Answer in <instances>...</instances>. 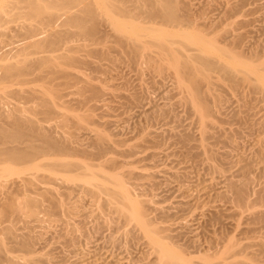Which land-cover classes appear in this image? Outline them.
Here are the masks:
<instances>
[{
  "label": "rangeland",
  "instance_id": "374dc122",
  "mask_svg": "<svg viewBox=\"0 0 264 264\" xmlns=\"http://www.w3.org/2000/svg\"><path fill=\"white\" fill-rule=\"evenodd\" d=\"M145 3L141 4L146 6ZM179 4L181 13L191 14L192 23L185 21L187 26L181 28L166 26L158 20L145 25L176 33L200 30L209 39H218L220 46L241 53L252 64H257L255 59L261 55L264 57V0H180ZM13 5L4 8V3L0 4V15L4 17L0 21V45L29 23L22 14L24 9ZM94 7L101 13L99 35L96 34L99 38L73 37L61 45L66 49L70 46L72 51L60 47L62 53L58 50V54L54 53L63 55L69 51V56L77 59L76 67L68 68L70 81L63 82L62 77L54 81L57 93L52 96L59 106L55 108L56 114L38 116L41 107L34 101L24 103L23 99L11 98L14 92L24 93V87L27 92L30 88L48 86L45 80L35 78L41 74L39 70L36 75L30 74L31 79L26 77L33 81L30 84L23 79L22 84L19 80L13 86L9 83L11 95L7 93L9 85L2 88L0 84L1 99L6 91V96L9 94V98L4 97L7 104L0 103L4 104L1 108L11 111L19 105L24 110L22 115L40 120L46 132L70 139L75 153L67 155L69 160L64 158L77 165L61 167L52 177L48 167L43 166L35 170L38 174L32 179L36 181L32 182L33 187L22 178L31 174L11 172L7 178V175L1 178L0 203L8 202L12 194V198L18 199L16 202H26L27 198L38 201L35 211L25 208L27 211L6 213L4 204H0V239L5 248L19 258L20 264H161L145 230L111 203L105 189L114 185L108 182L107 187V183H102L109 173L121 174L119 177L131 197L145 206V217L152 223L149 224L152 228L149 227L157 230L171 249L186 250L183 254L193 264H264V86L247 82L236 69L231 75L219 69L210 71V81H200V89L207 94L204 97L211 107L204 119L189 100L190 85L183 86L178 80L177 71L170 64L171 57L160 54L161 50L152 44L136 56L131 54L119 42V30L103 2L97 0ZM119 18L130 22L125 17ZM176 38L182 54L202 53L196 45L184 43L181 36ZM19 44L18 41V46L13 47H20ZM6 48L5 51L9 50ZM207 52L205 55L211 56ZM15 54L14 60L18 57ZM10 55L8 58H12ZM8 58V62L13 60ZM225 60L221 61L228 65L230 60ZM99 134L104 136V151L97 142ZM50 160L44 158L41 162ZM78 162L81 166L93 165L97 174L96 177L93 173L95 183L87 182V171ZM7 167H11L9 163L0 165L1 169ZM68 175L76 178L68 179ZM100 184L106 188L100 189ZM239 192L246 195L242 200L238 199ZM7 227L10 234L5 233ZM13 231L21 240L29 236L31 248L22 250L18 245L20 239L17 242L12 237ZM3 257L0 264H7Z\"/></svg>",
  "mask_w": 264,
  "mask_h": 264
},
{
  "label": "bare ground",
  "instance_id": "6f19581e",
  "mask_svg": "<svg viewBox=\"0 0 264 264\" xmlns=\"http://www.w3.org/2000/svg\"><path fill=\"white\" fill-rule=\"evenodd\" d=\"M96 1L97 0H0V4L4 3V6H3L4 8H6L5 6H10L11 3H13L14 4L13 6L15 8L24 9V12L22 14H23V16L27 17V19L29 20V23L24 24L22 27L18 26L20 29H18L15 32L16 33L15 35L9 36L12 39L7 37L9 39V41L11 40L10 42L8 41V39L6 40L5 39L6 37H5L4 38L5 42L3 41L4 42L3 44H5V46H3L2 43H1L2 45H0V51H1L2 47L4 49L7 46H11L10 49H9V47L6 48L9 50L5 51V49H4L2 51L3 53L0 54V62H2V60H3V62L5 61V63L2 62V64L0 65V84H1L2 88H3V86L4 87L8 86L9 83H11V85L13 86V84L16 81H18V80L20 81L21 79H23L25 81L27 80L28 83H29V81L33 82L31 80H28V79H31L32 75H36L37 74L36 71H38V70H39L38 73L41 72V74H39V75L37 74L39 77H37V75H36L35 78H40L41 80H45L49 84L48 86H46L45 84H44L45 86L42 85L44 88H41V87H40V89L37 88L38 90L35 88H30L32 90L31 91L27 90V92H25L26 89H24L25 88L24 87L22 89V91L24 93H21V92L15 93L14 92V94H12V92H11V94L13 96L9 92V91H11V89H9V88H11V85H9L8 86L9 90H7V87H6V89L4 88L3 92L1 93L2 97L4 96L3 95L4 91L7 90L8 92L7 91L6 92L9 93L11 95V98L13 97L14 100L16 99L14 97H17V100L23 99L22 102H24V100L28 103L34 101L38 106H40L41 110L39 111L40 115L37 114L38 116H41L44 114H46L48 116L50 114L55 113V108L59 107V106H57L56 101L54 100L55 96H52L53 93H54V95H55V93H57V92H55L57 90L54 87V81L56 80V82H57L58 81L57 78H59V77L60 78L62 77L61 80L63 82L65 80H66L65 82H67V80L70 81L72 78H71V75L69 76V74H71V73L68 71V68L73 67L77 62V61H75V60H77L75 57L69 56V51L70 50L72 51V48L69 50L70 46L68 49H66L65 45H64V47H62L61 45H63L65 42H67L68 40H70L73 37L85 38V39L92 38L95 40L94 37H96V34L99 35V33H97V32L99 30L98 27H100L99 24H101V13L99 12L97 7H94L96 4ZM98 1H100V0H98ZM101 1L103 2V6L106 8L107 12L110 13V14L109 13L108 14L110 15V18H112V20L114 21V24L117 27L116 30H119L118 31L119 32L118 33L119 42L122 45L126 46L131 54L135 55L139 52L141 53L145 49L147 50L149 48L148 45L152 44V46H157L161 50L160 54H162L163 56L169 55L171 57L170 58L171 59L170 64L177 71L178 80L180 81L181 84L183 83L182 84L183 86L186 85L185 83H188L190 85L189 88L191 87V90H189V91H191V92L189 94L190 95L189 100L191 99L192 104H194L200 110L201 115L204 119H205V117H207L208 113H210L209 110H211L210 109L211 107L209 106V103H208L209 99L205 100V97H204L205 94H203V92H205V91L203 90V92H202V90L200 89V81L201 80L202 81L203 80L204 81L205 80L210 81V71L212 72L213 70L215 71L216 69L218 71V69H219L221 71H224L226 74L227 73L230 74V72L235 71L233 69H236L237 71H241L244 74V75H242V77L246 81L247 80H250L249 82L253 81L254 85H256L258 87L264 86V73L262 72L264 70V57L262 55L261 56L259 55L260 57L255 59L256 61L253 60V58H252L251 60L257 62V64H255V63L252 64L251 61L247 62L246 60H244L243 59L244 57H242L241 53L239 54L235 51L232 52L230 49L224 48V47H222V45L220 46V44H218L216 42L218 39L217 40L209 39L208 38L209 36L206 37L205 33L203 34V32L200 30L197 32L194 31L195 33H192V32L190 33V31L188 33L187 32L182 33L181 31H180L181 33L180 32L176 33V32L169 31L170 29L169 30H165L164 28L159 29L158 27H155V26L154 27L152 26L153 27L152 28L151 26H149L150 24L148 26L145 25V23L147 24V22L154 24V21H155L157 23L156 20H158L163 24L165 23L166 26L169 24L175 28H177V27L181 28L183 26H187V25H185V23H186L185 21L191 22V20H193V18L190 16L191 14L188 13L187 11H186V13L180 12V9L182 8V6L179 7V5H181V4H179L180 0L179 1H177V0H145V1H147V3H145L144 0H130L131 2L128 0V2L131 3L130 5L126 4L127 0H112L109 3H107L105 0H101ZM141 1L143 3H145L146 6L142 5ZM183 9H184V7H183ZM5 11L7 12V10H5ZM5 11L3 9V12H5ZM119 12L120 13L122 12V13L119 14ZM2 16L3 15H0V21H1V19H4V17H2ZM119 17H125L126 20L129 19L130 22L128 20H127L128 22L125 20H120ZM137 19H138V21H139V19H143V20L145 19V21L146 20L147 21L143 22V20H141L142 22L139 21L140 22L139 23L136 21ZM135 22H137V23H135ZM190 22H188V24H190ZM156 23H155V25H156ZM73 28H74V30H73ZM178 31H179V29H178ZM176 36H181L183 42L186 44L196 45L198 47V50L202 51V53L198 52V54L197 53L195 55L193 54V56L190 53H188L190 55L182 54L179 50L180 47H177V44L179 41L178 42L176 41V39H177ZM129 37L132 39L131 42H128L130 40ZM146 37H148L149 39L147 38V40H144V39H146ZM96 38H99V37L97 36ZM237 39H239V38L237 37ZM18 41L21 44V45L19 44L20 47L14 48V47H16V46L13 47L14 44H16L18 46ZM14 42H16V43H14ZM183 42H181V43H183ZM152 46H150V47H152ZM178 46H179V44H178ZM60 47L66 49V51L69 50L68 53L64 51L63 55H56V54H58V53H56V51L58 49H60ZM197 47H196V49H197ZM262 48H264V46H262ZM58 51L60 53H62L61 50H58ZM203 51H205V52L208 51L211 56H206L205 52L203 53ZM45 52H47L49 54H46ZM4 53H6L8 56L4 55L5 56L4 57L3 56ZM9 53H11L10 57L15 53L18 54V57L15 56L16 57L15 60L13 59V56H12V58H8ZM41 53L42 54L44 53L46 55H44V54L39 55ZM54 53H56V54H54ZM32 55H36V56H32ZM261 57H263V58H261ZM7 58L9 60L10 59H13V60H10L8 62ZM224 59L227 60V61L225 60L226 62H228V60H230L229 61L230 65H229V63H228V65L227 64L225 65V63L223 62ZM221 60H223V61H221ZM76 65H75V67H76ZM33 72H35V73H33ZM30 74H32V75L30 76ZM229 74H227V75H229ZM249 74L251 76H249ZM252 74H254V75H252ZM72 76H74V75H72ZM253 76H255V79L253 78ZM26 77H28V79H26ZM66 77H68V78H66ZM229 77H234V76H229ZM35 78L32 80H35ZM63 78H64V80H63ZM37 81H39V80L37 79ZM20 82H21L20 84H22L24 81H20ZM235 82H237V81L235 80ZM238 82H241V80H239ZM18 85H19V83H18ZM19 86H21V85H19ZM27 87H28V85H27ZM2 88H0V92L2 91L1 90ZM53 89H54V92H53ZM16 91H19V89H16ZM6 92H5L4 97L9 98L8 97L9 94L6 96V94H7ZM4 97H3V99H5ZM0 99H1V96H0ZM3 99H1L0 103L4 102L6 105L7 99H5V100H3ZM35 103H32V104H35ZM3 105L4 104H2V106H0V165H3L5 163H9V166H11V167H9V168L7 167L6 169L0 168V180L2 177L6 176V175H7L6 176V178H7L8 174H11V172H15L16 174H23V175L31 174L29 176H23L22 178H23V181L25 182V184H30V187H33V186H31V184L34 185V183H32L34 180H32V179H34L33 177H35L38 174L35 172V170L39 171L40 169H42L41 167H43V166H45L46 168L48 167L47 169H49V171L52 172V173H50L51 177H52L53 173L54 174L56 172L58 173V171H59L58 169H60L61 167L73 168V166H75V167L77 166L74 164L75 162L74 163L68 162L69 158L67 157V155L68 154L72 155V152L75 151L74 148L72 147L73 144L71 143L72 145H70V141H69L70 139L69 140H67V139L63 140V139L58 138V137H57L58 138L57 139L56 136H54L52 133L49 134V132L45 131V129H44L45 127L40 124V120H34V118L24 117V115H22L24 113V110H21L23 108L20 107L21 108L20 109L19 105H18V107L16 106V108H13L12 109L13 111L12 110L6 111L5 109H2L1 107H3ZM26 109H29V108L27 107ZM28 112H30V111H28ZM37 113H38V111H37ZM64 115H66V114H64ZM61 118H63V117H61ZM41 119H42V117H41ZM65 122H67V121H65ZM98 137H99L98 138L99 141L97 140V142H99L102 145V143H103L102 141L104 140V136L99 134ZM100 144L99 145L97 144V145L100 146ZM100 147H101V150H103V148H102L103 145ZM100 152H102V151H100ZM64 156H66V159L68 158L67 161H65L66 159L64 158ZM52 157H54V158H52ZM44 158L45 159L49 158L51 160L53 159L54 161L50 160L49 163H46V162L43 163L41 161L44 160ZM77 164H80V162H78ZM81 164L78 166H81ZM6 166H8V164ZM14 166L15 167L18 166V168L15 169ZM87 166L88 165L81 166V168L84 167L83 169L85 171H87L86 172L87 175L85 174L86 175L85 177H86L87 182H90V184H91V182L92 181L94 182V180L96 179L95 175L93 174V173L96 174V172L94 171L95 169H93L94 168L93 165L92 166L89 165L88 167ZM19 167H21V168L19 169ZM63 170H65V169H63ZM72 171H74V170H72ZM85 171H83V172H85ZM163 171H164V169H163ZM128 172H130V171H128ZM69 173H67V174H69ZM80 174H77V175H80ZM72 175H75V174H72ZM119 175H121V174H119ZM119 175H117V174L109 175V173L107 174L106 177L104 175L103 178L105 177V179L102 180V183L104 181L105 183H107V184H105L107 186L108 182H112L113 183L112 185H114V186L111 189L110 188L107 189L106 187H103V184H100V185H102V186H100V189L106 188L105 190L107 191V194H109V196H110L109 199H111V203L113 202L116 204V207L118 206V208H116V209L120 213H123V214L126 213V215L128 214V216L130 218H132L133 220L135 219L137 221V223H139L141 228L145 230V233L148 234L147 236L149 237L152 246H155L157 253H159L158 255H160V257H159L160 263L162 264V262H163L164 264H193L191 261H189L184 256L185 253L183 254V252L186 250L177 251L176 249H173L174 247H172V249H171V247H169L168 243L164 242L163 239L160 238V235H159L160 233L158 234L157 230H156L157 231L156 232L155 229H151L152 227L150 225L152 223L149 222V220H151V219H148V221H147V219L145 217V215H146L145 214L146 209H144L145 206L143 204H141L140 201L135 200L131 197L132 194L130 195V190H128L127 185L125 186L123 184L122 179L119 177ZM141 175H143V173ZM40 176L42 177V175H40ZM55 176L57 177L58 175H55ZM43 177L46 179L45 175ZM96 177H97V174H96ZM74 178H76V176L75 177L69 176L68 179H74ZM39 179H40V177H39ZM51 179H54V177ZM77 179H78V177H77ZM82 179H83V177H82ZM152 179H153V177H152ZM34 182H36V181H34ZM94 183H92V186ZM25 187H27V186H25ZM234 187H236V186H234ZM20 188H21V186H20ZM239 188H242V187H239ZM21 189L18 188V191L19 190L21 191ZM23 189H22V191H23ZM28 190H26V191H28ZM105 190H103V192ZM241 190L243 191V189H241ZM106 191H105V193H106ZM241 192H239V194H238L239 198L237 196V198L240 200L243 199V195H244V194L242 195ZM244 192H245V189H244ZM16 194H18L17 191H16ZM10 195H8V196L10 197ZM11 196L13 197V194ZM245 196L246 195H244V197ZM12 197H10V199L7 198L9 201L8 202L5 201L6 204H5V202L3 203L1 201L5 205V206L3 205V207H5V210L7 212L4 209H2V210H4L6 213H8V210H9V212H10V210H11V212H12V210L23 211V210H26L25 208H27L28 210L30 209L32 211H35V209L37 207V202H38L37 200L27 198L26 202L21 203V201L16 202V200H18V199L15 200ZM52 202H51V204H52ZM2 203H0V204H2ZM53 205H56V204H54V202H53ZM59 205H62V204H59ZM57 206H58V204H57ZM57 206H56V208L58 209ZM51 207H52V205H51ZM53 208H54V206H53ZM17 213H19V212H17ZM4 215H5V213H4ZM172 226H174V225H172ZM9 228H8V230L5 229L6 230L5 233L10 230ZM166 230H167V228H166ZM169 230H171V229H169ZM8 233L10 234V232H8ZM12 234H13L12 237L15 239L17 237H19L18 235L16 236V234H14V231ZM14 235L16 237H14ZM27 238H29V236H26V238L23 237L22 238L23 240H21V238H19L20 244H18V245L22 246V250L24 248H27V247L31 248V246H32V243ZM19 239L17 240V242L19 241ZM4 244L5 243L3 242V239H0V257L3 255L4 256L3 258L6 259L7 264H20V262L18 261L19 258L17 260L16 255L14 256V255L9 254L10 251L8 252L9 249L5 248ZM6 247H7V244H6ZM229 249H230V247L227 250H229ZM25 252H27V251H25ZM12 254H14V253H12ZM5 259H3V260H5ZM24 260H25V258H24Z\"/></svg>",
  "mask_w": 264,
  "mask_h": 264
}]
</instances>
